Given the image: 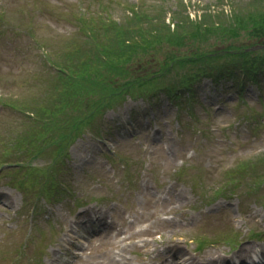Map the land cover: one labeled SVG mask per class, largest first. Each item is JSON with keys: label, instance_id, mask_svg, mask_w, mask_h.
Wrapping results in <instances>:
<instances>
[{"label": "rangeland", "instance_id": "rangeland-1", "mask_svg": "<svg viewBox=\"0 0 264 264\" xmlns=\"http://www.w3.org/2000/svg\"><path fill=\"white\" fill-rule=\"evenodd\" d=\"M220 1L229 13L232 3L236 8L254 0H0V79L7 82L2 98L19 109L49 92L52 70L40 53H26L33 47L29 31L36 39L55 37L49 43L55 50L70 44L86 51L107 40L112 23L130 27L134 22L124 19L132 5L161 13L180 4L183 15L196 18ZM89 18L81 28L74 24ZM8 25L22 31L7 33ZM255 86L239 100L231 84L205 81L193 106H177L165 95L154 106L129 99L104 117L101 138L88 133L71 147L60 178L65 187L50 201H36L37 187L25 196L13 185L24 174L13 182L0 177V264H160L162 245L201 259L232 254V247L264 250L255 236L264 232V165L257 161L264 155V91ZM12 111L0 116V134L11 135V143ZM43 157L32 166H46ZM123 158L132 163L127 170ZM180 168H189L185 176L179 177ZM91 206L110 215L103 223L115 221L114 227L83 233L88 248L82 257H70L72 236L79 238L75 221Z\"/></svg>", "mask_w": 264, "mask_h": 264}, {"label": "trees", "instance_id": "trees-1", "mask_svg": "<svg viewBox=\"0 0 264 264\" xmlns=\"http://www.w3.org/2000/svg\"><path fill=\"white\" fill-rule=\"evenodd\" d=\"M231 9L225 12L219 2L194 20L182 14L180 4L161 8V13L133 5L124 19L134 22L130 27L112 23L116 28L107 40L86 51L71 50L70 44L59 50L49 45V92L19 109L12 103L22 117L17 150L50 155L49 182L69 146L83 133L99 131L98 118L126 96L194 94L195 85L206 77L215 82L241 75L255 79L264 71V48L252 49L257 43L264 47V0L236 8L232 3ZM155 12L159 14L151 18ZM168 14L174 28L167 23ZM90 22L81 19L78 28ZM74 55L82 60L74 61Z\"/></svg>", "mask_w": 264, "mask_h": 264}, {"label": "bare ground", "instance_id": "bare-ground-1", "mask_svg": "<svg viewBox=\"0 0 264 264\" xmlns=\"http://www.w3.org/2000/svg\"><path fill=\"white\" fill-rule=\"evenodd\" d=\"M86 222H89V221L87 220ZM106 236H108V235H106ZM241 255H243V254H241ZM163 257L166 258V256H164V255H163ZM178 258H180V257H178ZM181 258H184V256L181 255ZM185 258L188 259L187 256H186ZM173 261H177V259L175 258ZM186 261H187V260H186Z\"/></svg>", "mask_w": 264, "mask_h": 264}]
</instances>
